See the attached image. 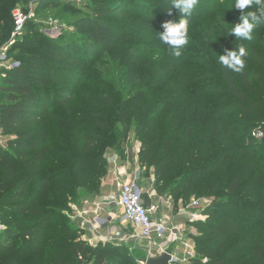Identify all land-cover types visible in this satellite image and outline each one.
Instances as JSON below:
<instances>
[{
	"label": "trees",
	"instance_id": "1",
	"mask_svg": "<svg viewBox=\"0 0 264 264\" xmlns=\"http://www.w3.org/2000/svg\"><path fill=\"white\" fill-rule=\"evenodd\" d=\"M29 1L0 0V48L13 31L15 7ZM134 1L156 10L169 2L101 0L92 16L69 21L80 34L76 40L45 38L27 20L24 38L13 43L18 64L0 73V127L11 148H0V264H111L113 254L112 264L136 263L140 255H121V245H90L62 213L98 191L108 150L125 158L130 131L140 141L142 176L152 172L158 195L174 204L191 197L208 202L201 210L205 219L191 222L194 255L185 264H264V135L250 134H264V24L257 27L259 40L241 41L227 33L240 11L216 12L215 21L203 19L200 34L193 33L201 42L191 55L195 73L180 69L159 88L163 76L155 74L147 91L124 99L109 90L98 94L100 104L90 89L79 88L93 104L80 111L73 96L87 70L84 56L95 57L98 48L117 55L113 48L127 33L111 17L133 14ZM149 9L135 18L155 21ZM241 44L248 50L245 68L223 67L218 54ZM176 63L159 70L169 74ZM235 111L242 116L230 119Z\"/></svg>",
	"mask_w": 264,
	"mask_h": 264
},
{
	"label": "rangeland",
	"instance_id": "2",
	"mask_svg": "<svg viewBox=\"0 0 264 264\" xmlns=\"http://www.w3.org/2000/svg\"><path fill=\"white\" fill-rule=\"evenodd\" d=\"M99 1L101 0H49L47 2H42L38 6L37 4H35L31 7V9L28 5L30 2L29 1L27 5L19 3L15 7V9L24 7L23 10L29 15L28 20H32L33 22L37 23L39 31L43 35V37L53 40H69V38H74L76 40L80 37V34H78L73 27H70L69 21H71L75 15L92 16V8L95 7V5L100 4ZM146 1L147 0H145V2ZM226 1L227 0H199L189 21V42L184 47L179 57L172 55L169 46L163 44L160 41L158 33L163 31V28L161 27L162 23L168 20L176 21L178 19L177 10L175 8H171V0H169V2H163L161 10H156V7L148 5L147 2L144 3L140 1H134V6H136L138 10H133L135 11L133 14L125 17L112 16L111 18H113L114 21L118 22L121 25H124L125 28H122L121 31H125V33L127 34H124V41L122 43L121 41L118 42V44L114 47H120L116 48L119 53L116 49L113 48L115 53H117L115 57H112V54L106 53V51L101 48H98L96 50L95 57L88 58V56H84V58L88 59L87 64H85L87 70L84 72V75L79 80L77 90L73 96V98L77 100L79 110L83 111L84 109L93 108V104L89 102L91 100H89V98L87 97L85 98L84 96H82L81 91H78L79 88L90 89L92 91V93L90 94L91 97L95 99L97 104H100L101 101L99 99L98 94L109 90L110 92H117V94L122 95L124 99L133 95L137 91H147L149 89L150 83L155 82L157 80L155 74H162L163 76L162 82H157V84L155 85L156 88H159L160 86L164 85V83L169 81L172 76H174L180 69H184L187 74H192L193 72L195 73V71L197 70V61L194 60L191 55L192 53L199 51L194 48V45H201V42H198L196 40V38L194 37L195 35L193 33L196 32L200 34V32L202 31L201 26L204 25L203 19L208 20L214 18L215 21L216 18L214 14H216V12H235L234 9H230L231 6L230 8L227 6L224 7ZM168 8H171V12H169ZM141 9H149V11L155 13L156 20L150 21L135 18L137 17L135 15H137L138 12H141ZM71 13H73V15ZM48 18L56 19L58 27L56 28L54 24L50 25L48 22ZM195 18H200V20L196 21ZM155 22L156 24H154ZM230 27L231 26L228 27L227 33L229 29H231ZM257 30L258 28H256L254 31V41L259 40L258 32H256ZM25 34V30H22V32L15 38H12L10 36L9 39L1 46L2 50H0L3 53V60L2 63H0V73L3 69H8V67L12 63L18 62L17 59L13 58L14 55L18 52V49L16 48L17 45L13 46V43L17 39L21 40L22 38H24ZM9 48L10 50H8ZM83 54L84 53H82V55ZM174 60H176L177 63L171 73L165 74V72H160L159 67L161 65H166V67H168L173 63ZM146 74L148 77H145ZM87 79H89V81ZM214 79L215 78L212 77L208 80L214 81L215 83L219 81L218 79ZM212 85L214 86V84ZM71 104L74 105L75 103L71 102ZM234 113H236L235 116H230V119H237L242 116L240 115L241 112L235 111ZM194 131H196L197 134L200 133L199 128H194ZM253 131L254 130H251V135ZM246 135L247 134L245 133L241 137H245ZM7 147L8 146H5L4 149L10 151L11 148ZM139 149L140 141L136 139L135 133L133 131H130L124 142V153L126 155V153L128 152H132L130 155L135 156L138 155ZM260 151L261 153L264 152V150ZM109 152L110 151L108 150L106 156L109 154ZM110 153H112V151ZM145 172V166L141 167L139 173L144 175ZM145 182V177L143 179L141 178L139 185L142 186ZM193 201L198 202V207L200 211L208 203L206 198L204 197H191V199L185 204H183L181 201H178L176 203V206H182L186 208V205H189ZM62 213L71 221H73V219L71 218L72 212L70 208L69 210H62ZM254 216L258 217L257 214H254ZM204 219L205 216H203L199 220ZM177 222V225L179 227L178 229H176L177 232H179V230L183 229L185 223L183 219ZM179 222H182L183 224ZM248 223L249 222L246 221L244 222V225H248ZM188 224L187 225L188 227H190L191 230L190 232H187L186 236H189L190 240L193 242L191 235H194L196 233V228L192 225V223ZM166 225L169 226V220H166ZM127 230V232H132L131 225H128ZM167 234H169V232ZM167 234L162 239H159L158 244L162 243L165 239H167ZM139 242L144 243L145 241L140 239ZM99 243L103 245L107 242H93L90 245L95 246ZM108 243L113 246H123L124 248L120 250L121 255L123 256L132 255L133 257H135L136 255H140L138 258L148 256L147 253L145 251L143 252L142 249L135 248V243L132 241H108ZM113 251L114 253H116L118 250L114 249ZM156 254H158V249L154 247L151 250V255L156 256ZM138 258L135 260V264H141ZM113 259H115V254L109 256V261L107 263L112 264ZM127 263L130 262L128 261Z\"/></svg>",
	"mask_w": 264,
	"mask_h": 264
},
{
	"label": "crops",
	"instance_id": "3",
	"mask_svg": "<svg viewBox=\"0 0 264 264\" xmlns=\"http://www.w3.org/2000/svg\"><path fill=\"white\" fill-rule=\"evenodd\" d=\"M131 153L132 152L126 153L125 158L123 159L119 158L114 153H109L106 156L107 172L100 181L98 191L92 192L81 199L78 203H71L70 205L72 212L71 218L80 229L79 236L89 244L103 241V236L108 233L109 227L113 224L119 232V235L122 236L123 242L132 241L135 243V248H140L143 252H146L145 242H139L140 238H135L133 230L132 232H127L128 225L130 224L119 220L122 215V208L116 202L108 201L109 195L117 192L118 178L127 181L137 178L138 183H140L141 178H144L142 174L139 173L141 167L138 162V155L132 156L130 155ZM145 179L146 182L140 186L144 204H158L159 208L154 213V219L169 220V227H172L173 229H178L179 226L177 225V221H180L181 219L184 220L185 225L183 229L179 230V232H177V229L175 231L176 235L183 239V242H187L192 247L191 256H193V242L190 240L189 236H186L187 232H190L191 230L190 227H188V223L192 222L187 215V211L189 210L187 208L188 205H186V208L182 206L177 207L170 197L158 195L153 187L154 176L152 172L149 173ZM167 202H169V206H167ZM95 218H101L105 223L98 226L94 223ZM165 235L163 237H165ZM181 242L172 241V236L167 234V239L161 243V248L158 249V254L166 248H170L176 255L181 256L184 250Z\"/></svg>",
	"mask_w": 264,
	"mask_h": 264
},
{
	"label": "built area",
	"instance_id": "4",
	"mask_svg": "<svg viewBox=\"0 0 264 264\" xmlns=\"http://www.w3.org/2000/svg\"><path fill=\"white\" fill-rule=\"evenodd\" d=\"M39 0H30L29 7L37 4ZM30 14V13H29ZM13 31L11 37L15 38L19 35L28 20V13H26L21 8L14 9L13 13ZM50 25H55L57 28L56 19L48 18ZM1 49V48H0ZM2 50V49H1ZM0 50V63H2L3 53ZM18 62L12 63L8 68H12L17 65ZM263 132L261 130H254L252 136L255 138H262ZM6 136L2 133L0 127V148L6 146ZM115 160V159H114ZM108 201L116 202L122 208V215L119 218L121 222H126L131 225L135 238H140L145 241V249L148 257L151 255V250L156 247L157 249L161 248V243L158 244L159 239H161L166 233L172 236V241L181 242L183 244V254L178 256L172 251V264H185L187 263L189 257L192 255V247L187 243L183 242V239L176 235V229L166 225V220L164 219H154V213L157 211L158 204L152 203L150 205H145L142 200V190L138 183L137 178L132 180H124L118 178L117 182V192L111 194L108 197ZM169 206V202H167ZM191 207V209H190ZM187 208V215L190 221L198 220L204 215L199 210L198 202H191ZM94 223L98 226L104 224V220L101 218H95ZM4 225L0 222V232L3 230ZM103 241H123L122 236L119 235V232L116 230L115 225H111L108 229V233L103 236ZM143 264V263H141Z\"/></svg>",
	"mask_w": 264,
	"mask_h": 264
},
{
	"label": "clouds",
	"instance_id": "5",
	"mask_svg": "<svg viewBox=\"0 0 264 264\" xmlns=\"http://www.w3.org/2000/svg\"><path fill=\"white\" fill-rule=\"evenodd\" d=\"M198 2L199 0H171V8L177 10L178 19L162 23L163 31L158 33L160 41L169 46L174 56L179 57L189 42V21ZM171 8H168L169 12ZM232 8L239 10L241 14L239 22L232 25L228 35L232 34L241 41H252L255 29L264 24V0H234L230 9ZM247 55L248 50L241 44L232 50L224 49L223 54H218V59L226 69L241 72L245 68Z\"/></svg>",
	"mask_w": 264,
	"mask_h": 264
},
{
	"label": "water",
	"instance_id": "6",
	"mask_svg": "<svg viewBox=\"0 0 264 264\" xmlns=\"http://www.w3.org/2000/svg\"><path fill=\"white\" fill-rule=\"evenodd\" d=\"M172 250L170 248H166L160 254L156 256H145L140 259V262L143 264H172Z\"/></svg>",
	"mask_w": 264,
	"mask_h": 264
}]
</instances>
